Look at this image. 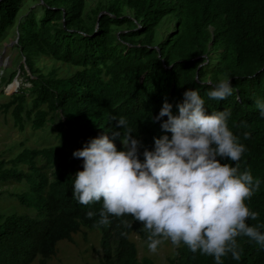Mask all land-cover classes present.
Segmentation results:
<instances>
[{"label": "trees", "instance_id": "1", "mask_svg": "<svg viewBox=\"0 0 264 264\" xmlns=\"http://www.w3.org/2000/svg\"><path fill=\"white\" fill-rule=\"evenodd\" d=\"M25 1L0 0V40L12 30V47L22 60L0 82L10 83L18 73L29 83L12 92L0 111H9L18 131L28 126L34 143L46 144L31 146L25 138L0 150V182L10 183L9 198L29 211L0 212V264H45L58 242H71L81 229L98 232V264H152L137 260L129 239L136 233L147 244L142 224L111 216L109 225L97 226L102 201L84 206L73 198L75 174L83 170L73 152L105 133L110 139L114 131L123 134L112 117H125L141 141L142 162L144 149H154L153 138L171 137L160 127L167 118L153 123L154 117L164 102L177 114L187 90L198 91L208 114L231 113L228 127L246 149L239 171L260 180L245 201L259 214L248 224L264 232V117L256 107L264 102V0H100L84 14L85 0H33L19 14ZM164 22L172 23L171 30L156 40ZM119 26L123 31L114 33ZM38 58L59 65L44 71L35 65ZM224 78L231 79L233 94L223 101L209 98L212 85ZM41 132H53V142ZM113 142L124 150L119 138ZM10 151L13 156L3 159ZM220 163L236 166L227 159ZM88 211L96 215L88 219ZM236 239L240 259L228 253L222 264H264V247L244 236ZM163 243L173 249L169 264H215L182 243Z\"/></svg>", "mask_w": 264, "mask_h": 264}, {"label": "clouds", "instance_id": "2", "mask_svg": "<svg viewBox=\"0 0 264 264\" xmlns=\"http://www.w3.org/2000/svg\"><path fill=\"white\" fill-rule=\"evenodd\" d=\"M232 94L230 78L220 79L207 92L209 98L220 101ZM256 107L264 117V102L257 101ZM176 108L174 115L172 105L164 102L154 117L153 123L167 118L160 127L171 137L153 138L154 149H144L142 162L140 141L127 119L112 117L123 134L114 131L110 139L105 133L73 152V157L83 161V170L74 177L73 198L84 206L102 201L97 226L109 225L111 216H131L148 234L151 253L170 240L176 247L182 243L192 253L213 257L215 264H222L221 258L228 253L239 260L237 237L264 247L262 226L248 224L259 214L245 203L259 189L260 180L248 170L239 171L238 162L246 149L228 127L229 111L208 114L196 90L185 91ZM241 125L246 127L247 122ZM250 135L245 132L244 139ZM117 138L124 150L117 149L113 142ZM220 159L236 166L221 164ZM94 215L88 211L86 218ZM121 224L132 227L127 220Z\"/></svg>", "mask_w": 264, "mask_h": 264}, {"label": "rangeland", "instance_id": "3", "mask_svg": "<svg viewBox=\"0 0 264 264\" xmlns=\"http://www.w3.org/2000/svg\"><path fill=\"white\" fill-rule=\"evenodd\" d=\"M97 1L100 0H85V6L82 11L83 14L88 12ZM33 5V0H26L19 14L24 13L25 10H29L31 7H33ZM124 12L128 14L126 9H124ZM171 25V22H164L162 24L160 23L156 29L155 39L158 40L160 36H163L165 33L170 31ZM123 29L124 26H119L115 28L114 33L117 31L121 32ZM14 41L15 37L12 33V30L8 31L7 35L0 40V75L6 76L11 71L17 72V68L22 62L17 50L12 47ZM152 46H154V44ZM35 65L37 68L46 71L52 66H58L59 64L46 58H38V60L35 62ZM5 68L7 69L5 70ZM43 70L42 72H44ZM59 74L63 75L61 71ZM21 81L23 88L29 87V83L23 81L21 75H16L12 79L11 85L6 89L3 88V85L0 82V105L8 99L7 97L16 88V82L19 85ZM46 132H48V129H46ZM49 133L46 134L45 132H41L40 134L47 137L46 139L48 143H52L53 132ZM40 134H38V136H40ZM25 138H27V140H25V144H30L31 146L46 144V142H42V140L36 141V143H34V134L28 128V126H26L23 131H18V129L12 126V120L9 111L6 113H2L0 111V150H4L5 147L13 145V142L17 143L24 141ZM12 156L13 155L11 151L2 154L3 159H8ZM10 188V183L0 182V212L6 213L16 211L20 214H22L23 211L29 212L28 210H24L23 208L19 207V205L12 198H9L7 192L10 190ZM29 214L33 215V213ZM129 239L134 243L137 260L141 261L142 259H147L152 264H169L168 259L172 257L173 251L170 245L162 243L158 246V249L155 253H151L148 250L147 244L142 241L136 233L131 234ZM99 257L100 251L98 232L95 230L81 229L72 237L71 242H58L56 245L55 255L48 259L45 264H98ZM31 264H37L36 259Z\"/></svg>", "mask_w": 264, "mask_h": 264}, {"label": "built area", "instance_id": "4", "mask_svg": "<svg viewBox=\"0 0 264 264\" xmlns=\"http://www.w3.org/2000/svg\"><path fill=\"white\" fill-rule=\"evenodd\" d=\"M16 84H17V85H16V88H17V87H18V83L16 82ZM10 85H11V84H10ZM10 85H9V86H10ZM9 86H7V87H9ZM16 88H15V89H16ZM15 89H14V90H15Z\"/></svg>", "mask_w": 264, "mask_h": 264}]
</instances>
